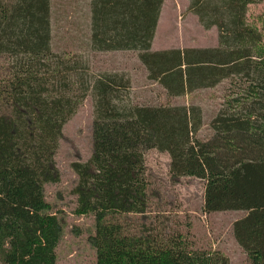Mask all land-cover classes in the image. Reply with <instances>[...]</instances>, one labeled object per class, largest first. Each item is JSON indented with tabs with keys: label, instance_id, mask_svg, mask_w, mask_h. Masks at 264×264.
Returning <instances> with one entry per match:
<instances>
[{
	"label": "trees",
	"instance_id": "16d2710c",
	"mask_svg": "<svg viewBox=\"0 0 264 264\" xmlns=\"http://www.w3.org/2000/svg\"><path fill=\"white\" fill-rule=\"evenodd\" d=\"M163 1L90 0V50L137 52L169 98L228 82L207 140L197 137L199 108L130 105L123 77L87 78L80 63L53 54L50 0H0L1 264H56L61 226L43 190L59 181L61 132L88 93L92 154L71 167L74 213L95 220V264H229L180 235H134L120 222L147 211L151 150L168 156L171 178L204 181V214H246L233 237L248 264H264V35L247 22L255 0H188L200 25L217 31V46L151 52Z\"/></svg>",
	"mask_w": 264,
	"mask_h": 264
},
{
	"label": "rangeland",
	"instance_id": "374dc122",
	"mask_svg": "<svg viewBox=\"0 0 264 264\" xmlns=\"http://www.w3.org/2000/svg\"><path fill=\"white\" fill-rule=\"evenodd\" d=\"M51 51L64 60L80 63L87 78L104 74L123 77L128 83L124 97L133 106H195L202 115L198 139L212 136L210 122L230 90L228 82L214 89L195 91L180 98H169L163 88L147 79L148 73L139 62L137 52L97 53L90 50V15L72 14L68 0H50ZM90 14V11H87ZM247 22L264 35V0H255L247 9ZM217 46L215 28L205 30L189 10L188 0H164L157 22L151 52L184 49H207ZM6 61L0 58V66ZM93 100L90 93L76 114L64 125L54 155L59 181L46 184L43 194L49 212L61 226L60 241L55 250L56 264H95L96 252L89 238L94 234L93 215L74 213L76 196L73 189L77 175L72 164L87 162L92 154ZM169 158L154 150L145 153L149 182L148 206L143 215H126L120 222L134 235L149 233L162 238L180 235L193 251L219 253L229 264H248L246 254L232 234L234 222L244 212L203 213L204 181L190 178L173 179L168 174ZM1 264V263H0Z\"/></svg>",
	"mask_w": 264,
	"mask_h": 264
},
{
	"label": "crops",
	"instance_id": "0c3cea01",
	"mask_svg": "<svg viewBox=\"0 0 264 264\" xmlns=\"http://www.w3.org/2000/svg\"><path fill=\"white\" fill-rule=\"evenodd\" d=\"M69 6L72 9L73 16H78V14L82 15V9L85 8V15H90L87 11H89V1L90 0H68Z\"/></svg>",
	"mask_w": 264,
	"mask_h": 264
}]
</instances>
